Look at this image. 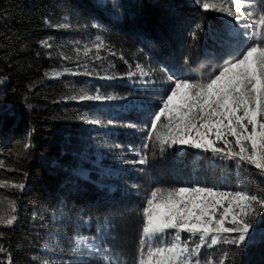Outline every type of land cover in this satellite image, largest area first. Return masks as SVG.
I'll return each instance as SVG.
<instances>
[{
	"label": "trees",
	"instance_id": "16d2710c",
	"mask_svg": "<svg viewBox=\"0 0 264 264\" xmlns=\"http://www.w3.org/2000/svg\"><path fill=\"white\" fill-rule=\"evenodd\" d=\"M117 2L120 19L96 0H0V161L4 162L0 180L9 182L0 187V218L17 217L11 227L0 224V244L7 249L0 253L3 264L9 254L13 264H66L73 258L75 238L81 232L95 235L97 227L108 232L104 246L122 264H135L140 212L157 187L206 184L236 190L240 186L264 196V176L251 166L238 169L233 161L192 149H169L163 155L157 151L153 156L151 148H143L145 133L112 134L85 125L100 120L106 126L111 120L149 127L154 106L117 110L73 101L70 95L100 90L106 96L134 94L149 100L163 88L161 75L206 80L241 45L233 43L219 14L203 12L189 0ZM95 36L105 42L102 60H107L108 73L124 77L123 81L82 75L50 78L63 66L62 56L75 59V48L82 49ZM44 40L50 48L42 46ZM136 64L154 77L152 90L137 92L127 82L126 74ZM96 141L101 143L99 149ZM128 147L147 154L148 163L128 165L137 160L123 154ZM98 151L100 163H96ZM12 183H23L24 188H13ZM12 200L15 213L9 206ZM86 219L91 228L87 232L81 228ZM253 240L234 257V264H264V216L255 223ZM50 241H57L55 259L43 251ZM223 250L237 251L227 245L203 249L202 258Z\"/></svg>",
	"mask_w": 264,
	"mask_h": 264
},
{
	"label": "snow or ice",
	"instance_id": "6c2138e0",
	"mask_svg": "<svg viewBox=\"0 0 264 264\" xmlns=\"http://www.w3.org/2000/svg\"><path fill=\"white\" fill-rule=\"evenodd\" d=\"M195 4L203 12L231 18L243 29L238 33L242 43L238 52L206 80L168 76L169 87L160 97L157 108L150 113L149 127L141 129L145 133L143 148H151L153 156L157 151L163 155L169 149L210 153L212 158L235 162L238 169L251 166L264 176V8L258 7L254 0H195ZM57 27L67 28L68 25ZM41 44L51 47L47 40ZM105 48V42L99 36L91 46L76 47L74 62L80 64L83 71L65 68L64 73L71 76L95 74L101 80L123 78L114 74L100 75L94 68L89 69V59L93 62L102 60L100 52ZM111 54L115 55L114 52ZM62 59L73 61V57L67 55ZM135 69L127 72L128 79L139 75L144 82V77L151 74L140 64H136ZM59 75L61 73H53V76ZM118 98L122 97L105 96L98 90L95 94L81 90L68 97L78 102ZM148 159L144 154L129 163L145 165ZM3 167L4 162L0 161V168ZM8 184V181L0 180V187ZM11 187L22 190L24 184L12 183ZM9 206L15 213L14 200ZM262 214L264 196L243 188L157 187L150 192L140 212L135 264H234V257L255 242V223ZM16 219L12 214L7 219L0 218V224L11 227ZM185 233L187 236H182ZM169 235L172 239L166 241L164 238ZM2 236L0 233V238ZM224 245L237 251L223 250L218 256L208 254L202 258L203 249L215 250ZM81 246L86 251H81ZM6 252L0 244V253ZM73 254L92 256L95 264H122L103 246V241L89 243L84 237L75 240ZM7 264H13L10 254Z\"/></svg>",
	"mask_w": 264,
	"mask_h": 264
},
{
	"label": "rangeland",
	"instance_id": "374dc122",
	"mask_svg": "<svg viewBox=\"0 0 264 264\" xmlns=\"http://www.w3.org/2000/svg\"><path fill=\"white\" fill-rule=\"evenodd\" d=\"M102 7L106 8L109 10V12L111 13V15L113 16V18L115 19H120L121 17V13H120V9L118 7V2L117 0H96ZM193 5L199 6L197 4H195V0H189ZM254 2L257 4L258 7L260 8H264V0H254ZM218 14V13H217ZM224 21L226 22V29L228 30L229 33V37H231L233 39V43L235 41L234 44L237 43H242L241 37L238 35V33L243 32V29H240L234 21L231 20V18L226 17L222 14H219ZM96 37H91L87 42H84L83 45H88L91 46L93 44V42H96ZM100 55L102 57H104L103 54V50L100 52ZM75 59H73V61H68L65 59H62L63 66L59 69H56L54 71H52L50 73V78L52 79H59L62 78L64 76H71L68 75L67 73H64V69L65 68H69L72 70H79V71H83V68L80 65H77V63L74 62ZM90 61L93 64H89V69L91 70L92 68L95 69V71H97V73H99L100 75H104V74H109L108 71L111 70L109 67H106L105 62L107 60H99V61H95L93 62L92 59H90ZM136 70V69H135ZM133 70V71H135ZM61 73V75L59 76H53V73ZM162 77H164L163 80V88H159L160 90V94L156 93L154 95L156 96H152L149 97V100L147 99H143L142 98H138L137 96H135L134 94L129 96V97H125V98H118L115 100H106L103 102L100 101H86L88 103H93L95 105H99V106H107V107H112L114 109L120 110V109H125V108H132L135 107L138 110H143L146 109L147 107L150 106H154V110L157 108V106L159 105V101H160V97L165 93V90L169 87L168 84V77L166 75H161ZM92 77H94V79H97L99 81H113V80H101L98 78L97 75H92ZM122 77V76H119ZM167 77V78H166ZM153 76L150 74V76L148 77H144V82H141V78L139 77V75L133 77L132 79H128L127 78V82L130 83L131 87L135 89V91H140L142 90H152V86L154 85V83L152 81L153 80ZM120 81H123V78H117ZM100 94H102L100 92V90H98ZM154 92V91H153ZM152 92V93H153ZM103 95V94H102ZM109 95H114L115 94H109ZM106 96V95H105ZM108 96V95H107ZM118 97V96H117ZM148 101H150L151 103H148ZM90 121H99V123H91ZM106 126H103V122L100 120H88L87 122H85V125L91 127L92 129H99L100 131H103L102 129H105L104 131L108 132V133H112V134H117L120 131L126 132V133H131V134H138V135H142L144 132L141 131V129L147 128V126H144V123L135 125L134 123H126V124H117L111 120H108ZM129 125H135V127H130ZM104 127V128H103ZM95 147H98V149L101 147V143L99 141H96L94 144ZM114 149V147H113ZM119 151H123L121 150V148H118ZM128 151V152H126ZM123 154H129L131 155V157H135L137 160H139L141 158V155H137V153H140L138 149L132 148V147H128ZM97 155V161L96 163H100L101 161V157H102V152H96ZM128 165H132V163L128 164ZM121 169V168H118ZM77 172L82 173L83 175L87 174V170L85 169H81V168H77ZM107 173H111V169H106ZM112 173H116L115 171H112ZM108 185H113V182H109ZM193 186H207V187H215V188H219L221 190H234L231 189L229 186L228 187H223L222 185H206V184H196ZM240 186H237L236 190L239 189ZM63 216V215H62ZM264 214L261 215V217H259L257 219V223H260V221L263 219ZM85 227V232L87 231H91L90 228V223L89 221L86 219L84 221H82V225L81 228ZM108 234V232H102V230L100 229V227H97L96 230V234L95 235H88V234H84V232H81V234L78 235L77 238L79 237H84L88 239L89 243L95 242V243H100L101 241H103V246H104V239L105 236ZM75 238V240L77 239ZM166 241H170L172 239V237L166 236L164 238ZM75 240H74V245H75ZM56 246H57V241H53V242H48L45 244L43 251L47 254V256L50 259H55L56 255L53 254L56 252ZM105 247V246H104ZM75 248V247H74ZM109 249V248H108ZM110 250V249H109ZM81 251H86V249L83 248V246H81ZM110 252L112 253V251L110 250ZM113 254V253H112ZM72 255V259H66V264H95V258L92 256H78V255H74L73 254V250L71 252ZM113 257L118 259L117 256H115L113 254ZM55 261V260H53ZM54 263V262H53Z\"/></svg>",
	"mask_w": 264,
	"mask_h": 264
}]
</instances>
